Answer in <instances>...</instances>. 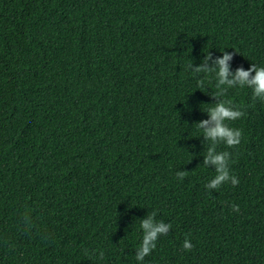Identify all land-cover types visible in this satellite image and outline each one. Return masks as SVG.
Instances as JSON below:
<instances>
[{"label":"trees","instance_id":"obj_1","mask_svg":"<svg viewBox=\"0 0 264 264\" xmlns=\"http://www.w3.org/2000/svg\"><path fill=\"white\" fill-rule=\"evenodd\" d=\"M224 52L264 66V0H0V264H264V100L214 95ZM221 100L239 183L209 188Z\"/></svg>","mask_w":264,"mask_h":264},{"label":"clouds","instance_id":"obj_2","mask_svg":"<svg viewBox=\"0 0 264 264\" xmlns=\"http://www.w3.org/2000/svg\"><path fill=\"white\" fill-rule=\"evenodd\" d=\"M211 58L210 52L205 56V62ZM231 55L224 52L222 58H218L215 61L217 70L215 77L217 80V91L214 95L224 96L228 88L235 87H248L252 89L253 98H259L264 100V66L257 67L252 64V67L248 71L238 69L236 73L229 79L231 75L229 72L228 61L231 59ZM190 65V64H189ZM197 73L204 72L205 69L202 67L196 68ZM255 72V76H251V73ZM211 73V71H209ZM200 83L198 82V86ZM226 86V87H221ZM210 120H205L196 125L199 129L203 130V135L208 141H211V146L207 150L205 157V165L211 163L216 166L215 179L206 186L209 188L218 187L222 182L230 181L232 185H237L239 180L235 176L229 174V160L231 154L228 151L217 152V145L224 143L227 147L232 148L240 144L242 132L240 129L230 127L226 121H235L241 118L244 113L237 108L233 107L231 100H221L220 103L215 104L214 107L208 109ZM182 175H187L184 173ZM234 211H239L238 206H233ZM141 221L140 227L143 230L142 242L137 249L136 259L137 261H143L153 249L156 248V241L161 234L166 233L170 228V224H165L162 221L155 223L153 216ZM193 245L190 241L185 238L183 242V248L186 251H191ZM103 253H101V256Z\"/></svg>","mask_w":264,"mask_h":264}]
</instances>
